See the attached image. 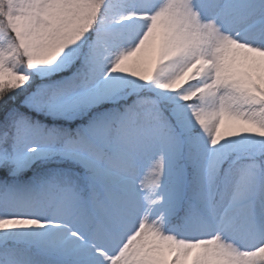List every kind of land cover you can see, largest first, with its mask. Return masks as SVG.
<instances>
[{
  "label": "snow or ice",
  "instance_id": "snow-or-ice-1",
  "mask_svg": "<svg viewBox=\"0 0 264 264\" xmlns=\"http://www.w3.org/2000/svg\"><path fill=\"white\" fill-rule=\"evenodd\" d=\"M0 264H264V0H0Z\"/></svg>",
  "mask_w": 264,
  "mask_h": 264
}]
</instances>
